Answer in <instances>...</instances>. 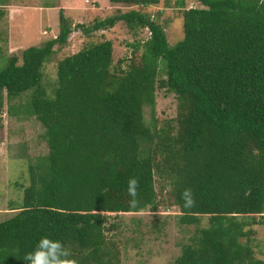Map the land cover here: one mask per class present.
Masks as SVG:
<instances>
[{"label":"trees","instance_id":"obj_1","mask_svg":"<svg viewBox=\"0 0 264 264\" xmlns=\"http://www.w3.org/2000/svg\"><path fill=\"white\" fill-rule=\"evenodd\" d=\"M109 1L116 15L75 28L62 9L56 38L0 69V111L34 90L32 113L49 150L30 166L23 207L0 224V264H27L44 236L62 241L75 264H122L107 236L109 215L158 212L157 179L169 186L181 227L195 229L176 264H264L252 246L254 228L264 226V0H196L201 7L190 9L178 0L184 37L174 47L164 12H148L170 0ZM120 23L150 37L130 46L128 64L115 65L113 42L96 34ZM75 31L83 48L59 62L46 87L48 61ZM159 89L178 102L162 128ZM185 189L194 194L190 207Z\"/></svg>","mask_w":264,"mask_h":264},{"label":"rangeland","instance_id":"obj_2","mask_svg":"<svg viewBox=\"0 0 264 264\" xmlns=\"http://www.w3.org/2000/svg\"><path fill=\"white\" fill-rule=\"evenodd\" d=\"M178 0H170V7L164 5L148 12L155 15L163 11L160 23L166 28L169 43L176 46L184 37L181 8ZM186 7H201L196 0H182ZM73 27L90 24L96 18H108L119 10L109 0H9L7 8L0 11V69H4L8 58L29 48H42L59 35L60 11ZM152 15V16H153ZM96 37L114 44V62L128 64L132 58L131 45L135 40L146 41L150 34L143 31L135 38L122 23L115 28L100 32ZM84 35L75 31L69 45L60 54L51 58L44 70V85L57 80V66L60 61L77 54L83 48ZM126 64V65H127ZM124 65V67L126 66ZM0 70V71H1ZM31 90L6 104L0 111V224L11 220L24 205V190L30 186V166L43 163L48 147L41 138L44 128L32 113ZM178 102L174 94L166 89L157 92L156 121L165 127L177 117ZM146 119L151 120L150 110ZM157 179L156 189L162 206L158 212L126 215H109L107 236L121 250L122 264H176L182 255V247L193 236L194 228L181 227L179 209L173 204L169 186ZM164 202V203H163ZM202 227H208L209 218L204 217ZM253 248L256 257L264 261V226L254 228Z\"/></svg>","mask_w":264,"mask_h":264},{"label":"clouds","instance_id":"obj_3","mask_svg":"<svg viewBox=\"0 0 264 264\" xmlns=\"http://www.w3.org/2000/svg\"><path fill=\"white\" fill-rule=\"evenodd\" d=\"M138 182L130 179L128 182L129 195L135 198L137 196ZM182 199L185 206H192L194 203V194L191 189H185L182 193ZM133 206L136 200L132 201ZM70 251L65 247L62 241L52 239L48 236L40 238L33 251L27 253L23 260L27 264H75V261L69 260Z\"/></svg>","mask_w":264,"mask_h":264}]
</instances>
